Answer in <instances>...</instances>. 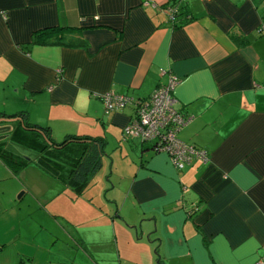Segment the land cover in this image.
<instances>
[{"label":"crops","instance_id":"0c3cea01","mask_svg":"<svg viewBox=\"0 0 264 264\" xmlns=\"http://www.w3.org/2000/svg\"><path fill=\"white\" fill-rule=\"evenodd\" d=\"M57 24L75 26L66 31L79 42H29ZM168 70L175 108L192 115L178 136L206 149L205 162L177 168L149 142L122 139L135 105L106 111L99 96L146 98ZM0 112L10 130L28 120L53 140L84 134L101 146L80 194L34 162L15 170L0 158V264L264 255V0H0Z\"/></svg>","mask_w":264,"mask_h":264},{"label":"trees","instance_id":"16d2710c","mask_svg":"<svg viewBox=\"0 0 264 264\" xmlns=\"http://www.w3.org/2000/svg\"><path fill=\"white\" fill-rule=\"evenodd\" d=\"M69 28L75 29V26L57 24L34 30L29 42L77 44L79 37L66 31ZM262 29L260 26L259 31ZM0 115L5 114L4 112H0ZM14 115H17V113L9 116ZM128 138L131 137L126 138L124 130H122V139ZM99 139L100 137L90 135L69 134L63 140L56 141L51 137L48 126L36 124L28 120H24L23 123L18 121L17 125L13 126L9 131L8 138L2 137L0 139V158L15 170L30 162H34L48 174L62 181L75 194H80L101 165ZM142 142H149L152 148L150 140H142ZM188 143L198 146L192 142ZM13 144L33 149L37 154L31 157L19 153L18 150L12 147Z\"/></svg>","mask_w":264,"mask_h":264},{"label":"built area","instance_id":"2783aa9c","mask_svg":"<svg viewBox=\"0 0 264 264\" xmlns=\"http://www.w3.org/2000/svg\"><path fill=\"white\" fill-rule=\"evenodd\" d=\"M163 9L169 18L175 17L176 6L165 5ZM165 71L161 69V73ZM177 82L178 77L169 71L165 82L159 83L146 98H136L113 90L102 92L99 96L106 111L133 103L135 114L123 127L125 137L150 140L154 150L167 152L172 163L177 168H183L194 158L206 161L208 155L205 149L177 136L178 130L192 118V115L179 112L173 104L172 91ZM256 264H264V255L256 260Z\"/></svg>","mask_w":264,"mask_h":264},{"label":"rangeland","instance_id":"374dc122","mask_svg":"<svg viewBox=\"0 0 264 264\" xmlns=\"http://www.w3.org/2000/svg\"><path fill=\"white\" fill-rule=\"evenodd\" d=\"M11 145H12V144H11ZM12 147H13L14 149H16V150H19V149L21 150V149L23 148V147H21V146H19V145H16V144H13ZM23 149H24V151H23L22 153H25V154H26V153H27V149H26L25 147H24ZM29 152H32V151H29ZM99 172H100V171H99ZM98 176H99V175H98ZM95 178H96V177H95ZM95 178H93V182H95ZM93 182H92V183H93Z\"/></svg>","mask_w":264,"mask_h":264},{"label":"water","instance_id":"95a60500","mask_svg":"<svg viewBox=\"0 0 264 264\" xmlns=\"http://www.w3.org/2000/svg\"><path fill=\"white\" fill-rule=\"evenodd\" d=\"M10 125L6 124V125H0V133L3 132L4 130H10Z\"/></svg>","mask_w":264,"mask_h":264}]
</instances>
